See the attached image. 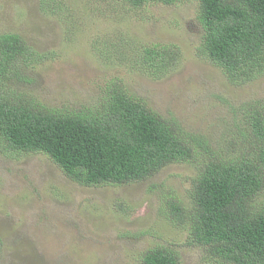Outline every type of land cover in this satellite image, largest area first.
Instances as JSON below:
<instances>
[{
  "label": "rangeland",
  "instance_id": "obj_1",
  "mask_svg": "<svg viewBox=\"0 0 264 264\" xmlns=\"http://www.w3.org/2000/svg\"><path fill=\"white\" fill-rule=\"evenodd\" d=\"M66 2L71 23L44 15L40 0H0V33L21 35L43 56L14 87L50 108L84 111L118 77L158 114L219 137L239 106L264 99V74L232 85L198 55L203 32L195 1L134 12L117 1ZM129 40L175 44L182 53L177 69L154 81L110 64L112 44ZM192 170L168 165L145 181L85 187L45 154L12 152L0 140V264H140L141 253L159 243L173 245L181 264H216L159 211L163 189L187 191Z\"/></svg>",
  "mask_w": 264,
  "mask_h": 264
},
{
  "label": "trees",
  "instance_id": "obj_2",
  "mask_svg": "<svg viewBox=\"0 0 264 264\" xmlns=\"http://www.w3.org/2000/svg\"><path fill=\"white\" fill-rule=\"evenodd\" d=\"M128 12L148 5L197 3L202 28L198 55L232 85L264 74V0H106ZM41 12L71 23L66 0H40ZM110 64L158 81L174 72L175 44H112ZM103 51L100 50L99 53ZM33 58H36L33 59ZM43 61L21 35L0 33V140L5 149L45 154L70 180L85 186H123L156 176L168 165L193 168L183 193L163 191L160 213L187 233L207 262L264 264V99L235 110L219 137L192 133L155 112L120 78L107 81L84 111L50 108L14 87L22 71ZM140 264H181L179 252L155 244Z\"/></svg>",
  "mask_w": 264,
  "mask_h": 264
}]
</instances>
